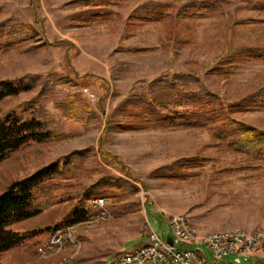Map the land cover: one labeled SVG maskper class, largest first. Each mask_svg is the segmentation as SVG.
<instances>
[{"label": "rangeland", "instance_id": "1", "mask_svg": "<svg viewBox=\"0 0 264 264\" xmlns=\"http://www.w3.org/2000/svg\"><path fill=\"white\" fill-rule=\"evenodd\" d=\"M77 1L38 0L32 6L31 0H0V23L33 27L35 42L42 45L36 52L0 51V81L24 85L33 77L42 82L69 78L71 85L62 92H80L99 115L87 127L65 120L55 100H46L66 139L29 147L0 165V195L11 183L81 150H89L90 159L72 182L75 190L105 177L126 179L118 167L105 164L101 148L122 161L138 192L108 199V217L102 221L90 219L95 215L91 208L92 214L77 224L80 245L64 257L74 255L78 264H111L150 242L148 224L159 238L168 239L170 216L189 217L200 235L264 231V170L244 168L251 162L244 153L225 148L205 130L135 129L147 102L163 112L182 110L175 89L211 93L228 106L263 90L264 59L239 63L234 55L244 49L264 51V14L248 12L235 0H224L228 5L222 14L211 18L199 17L195 4L219 0H97V6ZM71 70L88 77L78 81ZM86 88L94 102L83 94ZM36 93H23L0 114ZM234 117L264 134V108L247 107ZM72 204L55 205L21 227L52 226ZM39 246L31 253L16 250L6 260L51 264L59 259H41ZM202 248L211 260V252ZM236 259L230 255L216 264H237ZM240 264L256 261L242 258Z\"/></svg>", "mask_w": 264, "mask_h": 264}, {"label": "trees", "instance_id": "2", "mask_svg": "<svg viewBox=\"0 0 264 264\" xmlns=\"http://www.w3.org/2000/svg\"><path fill=\"white\" fill-rule=\"evenodd\" d=\"M96 1L79 0L76 4L97 6ZM235 1L248 12L264 14V0ZM31 3L36 6L38 0H31ZM227 5V1L219 0L214 3L199 2L195 7L199 17L211 18L222 14ZM160 17L156 16L154 19ZM37 37V31L31 26L17 28L0 23V51L36 52L42 47L35 42ZM234 58L239 63L261 61L264 59V51L244 49L236 53ZM70 61L71 55L67 53L65 67L68 70L71 67ZM70 72L78 81H84L88 77H79L72 70ZM70 85L69 78L42 82L38 77H33L24 85L0 81V110L8 102L17 100L23 93L37 90L30 100L20 102L0 114V165L29 147L57 144L66 139L62 125L46 110V100H55V108L67 121L87 127L98 122L97 110L84 100L80 92H62V88ZM173 88H176L174 84ZM175 98L182 110L163 112L154 103H145L138 113L140 124L136 125L135 129L151 127L205 130L225 148L237 154L244 153L250 163L256 165L249 163L244 168L259 167L264 170V134L234 117L235 111L247 107L263 109L264 89L237 103V106H228L207 92H181L175 89ZM89 154V150L72 152L33 175L11 183L0 195V264H14L6 259L16 250L34 252L54 229L77 226L84 222L92 214L89 204L92 199H111L138 192V188L129 181L130 174L122 161L101 148L99 154L105 164L118 167L126 179L105 177L90 187L75 190L72 182L78 180L86 171ZM65 201L73 202L71 210L54 225L45 228L21 227L40 217L49 208ZM149 213L151 212L148 210V215Z\"/></svg>", "mask_w": 264, "mask_h": 264}, {"label": "built area", "instance_id": "3", "mask_svg": "<svg viewBox=\"0 0 264 264\" xmlns=\"http://www.w3.org/2000/svg\"><path fill=\"white\" fill-rule=\"evenodd\" d=\"M82 92L88 95L91 102L96 100L95 95L87 88ZM108 203L109 201L90 202L95 212L90 219L95 222L107 219ZM167 221L170 231L168 239L159 238L151 231L148 224L146 232L150 235V242L132 250L130 259H125L123 262H115L114 259L111 264H216L223 262L230 255L237 257V264H240L242 258L254 260L256 264H264V231L233 232L232 236L200 235L194 225L184 222V215L168 217ZM77 227H69V231H61V228L54 229L53 233L42 243V254L54 256L58 252H65L67 246L76 245ZM170 239L172 244L169 242ZM202 246L211 252V260L208 259ZM166 251H173V258H166ZM60 264H78V260H75L74 255H65L64 263Z\"/></svg>", "mask_w": 264, "mask_h": 264}, {"label": "bare ground", "instance_id": "4", "mask_svg": "<svg viewBox=\"0 0 264 264\" xmlns=\"http://www.w3.org/2000/svg\"><path fill=\"white\" fill-rule=\"evenodd\" d=\"M93 201H109V200L101 197V198H95L91 202H93ZM108 206H109V203H108ZM91 208L94 210V206H91ZM170 217H180V216H170ZM184 222L188 223V225H193L192 221L189 217L184 216ZM69 227H77V226H69ZM69 227L61 228V231H69ZM233 232H241V231H223V232H217L214 234H219L221 236H232ZM79 245H80L79 241H78V239H76V245L67 246V248H65V252H58L57 254H54V256H44V254H42V244H41L37 250V252H38L37 254H38V257H40L43 260H50V259H54V258L55 259L59 258L51 264H60V263H64V261H65L64 254L68 250L77 248ZM166 258H173V251H166ZM125 259H130V252L124 253L121 256L117 257L115 259V262H123V261H125ZM133 264H143V263H133Z\"/></svg>", "mask_w": 264, "mask_h": 264}, {"label": "water", "instance_id": "5", "mask_svg": "<svg viewBox=\"0 0 264 264\" xmlns=\"http://www.w3.org/2000/svg\"><path fill=\"white\" fill-rule=\"evenodd\" d=\"M169 242H170V244H172V240L171 239L169 240Z\"/></svg>", "mask_w": 264, "mask_h": 264}]
</instances>
